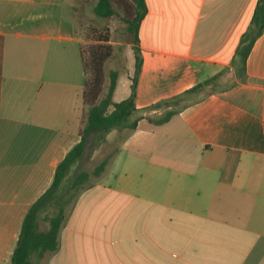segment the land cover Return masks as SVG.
Segmentation results:
<instances>
[{
  "label": "crops",
  "instance_id": "crops-1",
  "mask_svg": "<svg viewBox=\"0 0 264 264\" xmlns=\"http://www.w3.org/2000/svg\"><path fill=\"white\" fill-rule=\"evenodd\" d=\"M76 1L0 0V264L87 121ZM256 2L144 0L143 118L66 212L57 248L30 264H264V30L245 75L231 67ZM134 66L114 102L129 97ZM225 68L231 86L148 121Z\"/></svg>",
  "mask_w": 264,
  "mask_h": 264
},
{
  "label": "trees",
  "instance_id": "trees-1",
  "mask_svg": "<svg viewBox=\"0 0 264 264\" xmlns=\"http://www.w3.org/2000/svg\"><path fill=\"white\" fill-rule=\"evenodd\" d=\"M113 2H116L126 14L124 21L131 35V43L134 51V75L131 78L130 95L128 98L114 102L113 93L116 88L118 74L110 73V82L106 92H103V62L109 52L101 54V51L92 53L88 61L82 58L84 72L86 73L85 87L82 94L84 105L88 107L87 121L80 131V141L72 147L63 160L58 164L53 182L46 192L29 208L21 228V233L13 250L10 264H30L31 257L35 254L41 258L46 252H52L57 248L58 235L62 227L66 212L73 209L79 196L95 183L90 178H99L113 161L119 152L120 145L135 131L138 122L143 118L138 115L135 106L138 77L142 66V58L139 50L138 31L140 22L146 13L144 0H98L95 6V14L103 19H109L115 15ZM264 30V0H257L250 23L241 37L236 50V59L232 62L238 75H245L246 60L255 41ZM104 42L108 39L105 37ZM91 54V53H90ZM83 55V53H82ZM90 74V76H89ZM217 77H212L199 83L184 94H192L213 84ZM181 99V96L170 101H165V106L172 107ZM155 105L154 107H157ZM179 109H170L157 119L148 121L156 125L166 123L178 112ZM120 135L119 147L111 155H108L91 173L82 167L86 160V152H93L107 140V135L112 131ZM53 210V215L48 212ZM47 221L46 230L41 229V222Z\"/></svg>",
  "mask_w": 264,
  "mask_h": 264
},
{
  "label": "rangeland",
  "instance_id": "rangeland-1",
  "mask_svg": "<svg viewBox=\"0 0 264 264\" xmlns=\"http://www.w3.org/2000/svg\"><path fill=\"white\" fill-rule=\"evenodd\" d=\"M97 2L98 0L76 1L77 6H82V10H78L77 13L83 15V17H77L76 21L73 19V24L76 25L75 27L78 31V34L80 35L82 32L83 38L88 40L87 43L82 44L81 48L85 61H88L89 57L92 56V53L97 51H101V54H105L106 51L109 52L108 57L103 62V96L109 85L110 73L112 71L118 74V78L126 77L128 75V67L130 59H133L134 57V51L133 45L131 43V35L127 30L128 25L124 21L127 16L122 8L119 7L116 2H113L115 15L109 19H103L95 14L94 9ZM55 9L57 12H59L58 7H55ZM64 26L68 29L67 24ZM105 37L108 39L107 42L103 41ZM63 46L65 49H67V45L65 43ZM231 67L234 71V66ZM232 70H230V68L223 69L217 75V78L213 84L205 87L203 91L181 97V99H179V101H177V103L172 106V109L177 110L183 108L184 106L204 98L210 92L220 90L224 86H231L235 78ZM164 113H166V111ZM164 113H162V115ZM120 135L121 134L118 132H111L109 135H107V140L104 144L100 145L93 152L88 150L86 152V160L82 165L83 169L91 173L108 155L116 152V149L119 147L121 138ZM119 153H117L118 155L116 154V159L120 156ZM109 165L107 166L106 170L108 169ZM99 178H94L92 176L90 178V182L96 184ZM68 211L69 208L67 212ZM41 227L46 229L47 223H42Z\"/></svg>",
  "mask_w": 264,
  "mask_h": 264
}]
</instances>
